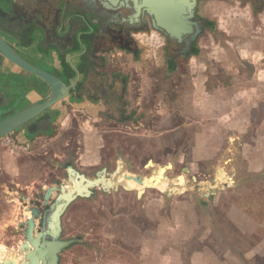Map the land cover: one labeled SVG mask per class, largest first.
Returning a JSON list of instances; mask_svg holds the SVG:
<instances>
[{"label": "rangeland", "instance_id": "374dc122", "mask_svg": "<svg viewBox=\"0 0 264 264\" xmlns=\"http://www.w3.org/2000/svg\"><path fill=\"white\" fill-rule=\"evenodd\" d=\"M263 5L240 0L219 7L220 11L208 6L207 14L214 18L212 27L198 44L195 57L180 60L175 73L168 75L154 48L158 46L155 39L147 46L140 44V58L133 62L123 58L125 70L113 67L112 73L127 81L124 89L120 85L117 91L121 105L114 104V109L121 108L123 101L135 106L132 101L141 99L139 107L126 111L127 116L141 115L134 116L132 125L108 123L104 119L107 113L115 120L126 117L117 115L112 107L99 113L101 119L93 125V112L79 108L77 113L74 104L66 100L56 106L62 112L49 132L27 138L16 132L0 139V259L13 253L23 240L18 225L30 214H24L27 209L22 198L28 208H41L46 189L66 179L67 163L92 178L103 168L111 175L122 158V166H127V161L131 170L120 168L121 173L111 178L133 192L122 187L111 195L97 191L93 200L73 204L63 218L64 237L83 236L89 248L71 249L62 256L61 264H158L160 256L173 255L166 245L174 235L164 229L168 226L187 228L177 238L187 239L180 247L184 264L193 252L201 250L209 264H264V169L242 162L234 165L235 152L224 149L226 135L215 126H208L211 133L205 128L206 98L193 96L194 80L199 90V82L207 78L205 88L206 83L219 85L225 78L232 84L235 78H239L236 82L250 79L255 68L264 69ZM249 41L253 43L249 45ZM223 49L233 53L232 65L222 61ZM146 52L156 58L142 59ZM156 94L164 99L157 111L159 117L156 105L161 97ZM7 105L11 113L29 103L22 100ZM1 114L0 121L4 119ZM209 121L219 126L217 121ZM192 123L196 124L189 126ZM138 124L143 125L141 132L134 128ZM202 126L207 147L194 155L191 146ZM159 169L165 170L162 179L154 177ZM181 177L186 182L183 189L173 186ZM227 179L232 181L228 187L220 186ZM210 187L219 188L206 197Z\"/></svg>", "mask_w": 264, "mask_h": 264}, {"label": "water", "instance_id": "95a60500", "mask_svg": "<svg viewBox=\"0 0 264 264\" xmlns=\"http://www.w3.org/2000/svg\"><path fill=\"white\" fill-rule=\"evenodd\" d=\"M0 1L1 5L5 7H8L10 2L13 3V0ZM44 2H46V7L38 14H27L26 18L29 17L30 23L27 29L21 31V34H27L26 52L35 53L38 59L49 61V68L39 67L31 56L24 55L21 50L11 45L0 35V57L14 67L18 73L25 74L22 79L15 75L16 78L10 80V75L0 70V79L5 81L1 88L4 89L7 86L11 90L20 89L27 87L30 82L39 85V89L33 93L39 99L34 101L30 95H27L21 101L28 102L29 106L17 112L7 111L8 114L7 112L3 114L4 119L0 121V139L16 132H23V137L27 138L24 132L32 127L35 121L43 115L55 111L56 106L62 102L66 100L68 102L72 98L77 83V80L73 81L74 74L76 75L78 72L74 65V59L80 58L76 55L77 49H83L85 44L91 47L93 43L114 41L115 37L120 36L123 30L119 23L105 19L98 14L97 10L100 7L103 8L99 0L97 3H93L90 8L95 12H91L86 7H76L72 12H66L65 3L61 1ZM147 6L156 17V21L152 22L156 31L161 32L164 36L179 35L178 31L183 27L182 22L167 20L168 14L174 13L175 10L171 11L155 4ZM107 10L113 12L115 7L107 8ZM175 13L178 14V10ZM207 24L209 27L212 25L210 21L204 23V25ZM201 33L202 30L185 43V56H189L186 51L190 45L197 41ZM195 55L196 53L192 55L191 59ZM46 89L49 90L48 93H45ZM56 110L60 115L59 109ZM120 160L121 162L111 175L114 176L119 167L123 172L127 168L131 170L127 161L125 162L127 166H122V158ZM64 170L66 179L46 189L41 196V208H28L26 200L22 198L24 208L27 209L24 214H30L29 219L18 225V229L22 231L23 240L17 249L12 251L13 253L9 252L7 256L0 259V264H61L62 256L71 249L78 246L89 248L83 236L64 237L63 218L70 207L78 201L93 200L97 191L111 195L118 193L122 187L126 192H133L131 189L116 184L112 180V176L107 175L105 168L96 172L92 178L79 172L71 162L64 166ZM142 179H138L137 182L141 184ZM229 182H232L231 179H227L226 184L220 186L227 188ZM219 187H210V192L205 196H211ZM142 193L139 194L142 195Z\"/></svg>", "mask_w": 264, "mask_h": 264}, {"label": "flooded vegetation", "instance_id": "af4514ba", "mask_svg": "<svg viewBox=\"0 0 264 264\" xmlns=\"http://www.w3.org/2000/svg\"><path fill=\"white\" fill-rule=\"evenodd\" d=\"M65 3L66 12H72L76 7H86L90 10L93 3H97V0H58ZM239 0H99L101 5L97 10L98 14L105 19L114 21L122 25L123 30L121 35L116 36L114 41L99 42L97 44H91V47L87 44L83 49L78 48L76 55L80 58L74 59V65L78 70L77 74H74L73 81L77 80L72 98L68 100L69 104L73 103V111L79 113V108L89 110L93 112L92 123L100 121V114L106 112L108 108L116 112L117 115L126 116L123 119L115 120L111 113L104 115V119L108 123L116 125H132V119L134 116H141L139 113L132 115L130 113L127 116L126 111L128 107H131L130 103L123 101L122 107L114 109L113 105H121V94H117V91L127 85L125 79H120L117 73H112V68L116 67L121 70H125V63L122 62L123 58L134 61L141 57L142 46H147L151 40H157V47H154L164 60L163 66L165 67L168 75L175 73L176 65L180 60H190L192 55L197 53L198 44L205 36L206 32L212 25H204L206 22L214 20L213 17L207 14L208 6H215L216 11H220L223 5L237 4ZM264 0H252L253 5L261 6ZM148 4H155L169 10H178V14L169 13L167 20L182 22L183 27L178 31V36H164L161 32L156 31L152 22L156 21V17L152 13V10L147 6ZM264 6V5H263ZM115 7V11H108L107 8ZM220 7V8H219ZM262 7V6H261ZM43 8L36 6L35 0H13L8 7L2 6L0 1V35L11 45L21 50L25 55V42L27 41V34H21L22 30L27 29L29 25V17L27 14H38ZM91 12H95L90 10ZM72 14V13H71ZM90 14V13H89ZM200 30L202 33L199 35L197 41L190 45L186 51L189 56L184 55L185 43L190 41L192 36L197 34ZM156 35V36H154ZM180 41L181 43H179ZM140 44L142 46H140ZM151 44V43H150ZM127 49V50H125ZM30 54L36 57L35 53ZM146 56L142 59H148L150 56L156 58L151 52H146ZM161 60V59H160ZM185 62V61H184ZM39 61L37 65L41 68H45ZM156 62H154V65ZM120 74V71H118ZM121 81V82H120ZM3 79H0V113L5 114L8 109V103H15L21 101L25 96L34 93L38 90L37 83L30 82L27 87L17 88L11 90L10 87L1 88L3 86ZM122 83V84H121ZM137 87V84H136ZM141 89V87H140ZM139 89V91H140ZM151 90V89H150ZM160 100L156 105L159 110L161 104H164V99L161 94H156ZM142 97V93L140 94ZM128 101V100H127ZM141 99L132 101L131 109L139 107ZM85 104V105H84ZM82 105L84 107H82ZM43 115L39 120L35 121L32 127L25 130V135L31 137L37 133H47L51 124L57 119V110ZM137 111V110H136ZM142 111V110H139ZM144 113V110L142 111ZM152 116V114L150 115ZM158 116V114H157ZM159 117V116H158ZM91 119V118H90ZM159 121V120H158ZM84 122V121H83ZM158 123V122H157ZM139 127H134L137 132H141L143 129L142 124H138ZM96 126V125H95ZM97 131L98 127H95ZM126 127V126H125ZM146 165L145 169H147ZM150 168V167H149ZM148 168V169H149ZM165 173V172H164ZM12 251V250H11Z\"/></svg>", "mask_w": 264, "mask_h": 264}, {"label": "crops", "instance_id": "0c3cea01", "mask_svg": "<svg viewBox=\"0 0 264 264\" xmlns=\"http://www.w3.org/2000/svg\"><path fill=\"white\" fill-rule=\"evenodd\" d=\"M44 1L49 0H35L36 6L41 8L46 7V2ZM248 43L250 45L253 41H249ZM25 55L31 56L35 63H39V61H41V64L44 65L45 68L50 67L49 61L40 60L29 53H26ZM232 55L233 53L229 49H223L221 51V57L224 63L232 65L234 63ZM0 70L5 74L10 75V80H14L16 78L15 75L21 79L25 77V74L22 75L21 73H18L17 70L5 62L2 57H0ZM235 70L241 71L242 69L241 67H236ZM255 71L256 73H253V78H243V80L239 82H236L239 78H235L233 80V84L232 82L228 83L225 78V80H223V82L219 85H209L206 83L205 88V82L208 78L206 80H201L199 82V90L197 87L198 84H196V80H194L193 96L195 97L200 94L206 98L204 119L207 121L205 128L208 133H211L208 126H215L221 133L226 135L227 140L226 143H224V149L235 152V155L232 158L234 159V165L238 162H242L246 163L248 167H260L261 169H264V69L255 68ZM211 87L216 88L211 89ZM46 91L47 92L45 93L49 92L48 89H46ZM30 96L34 101L39 99L36 94L34 95L31 93ZM61 112L62 111H60V113ZM215 112H219V114H215ZM210 119L217 121L219 126L211 123L209 121ZM195 124L196 123H192L189 124V126H193ZM199 124H201V122ZM202 128V131H200L198 135L196 134L197 136L194 140V145L191 146V150L194 155L199 154L197 150L207 147L204 144V140H202V135L205 133V131H203L204 126H202ZM177 132L179 131H173L172 133L176 134ZM207 149L211 150L212 147H208ZM231 156H233V154L230 155V157ZM248 170L253 173L252 169L248 168ZM236 172L239 173L238 171ZM253 224L254 226H257L255 223ZM167 228L174 234L172 238H168L169 241L166 244L171 248L173 255L170 253L166 256H160L159 259H157V263L184 264L185 257L183 252L180 250V247L185 246L187 239L180 241L177 240V238L185 232L187 228L180 226L172 228L168 226L164 229L167 230ZM188 261L189 262L187 264H209L210 259L207 254L201 250L199 252H193L189 256Z\"/></svg>", "mask_w": 264, "mask_h": 264}, {"label": "bare ground", "instance_id": "6f19581e", "mask_svg": "<svg viewBox=\"0 0 264 264\" xmlns=\"http://www.w3.org/2000/svg\"><path fill=\"white\" fill-rule=\"evenodd\" d=\"M120 170V167L118 168V172ZM118 172L114 175L116 176L118 174ZM165 170L163 169H159L155 174H154V177L156 179H162L163 178V174H164ZM185 184L184 182V179L183 178H178L175 182V185L174 186H177V187H183V185Z\"/></svg>", "mask_w": 264, "mask_h": 264}, {"label": "built area", "instance_id": "2783aa9c", "mask_svg": "<svg viewBox=\"0 0 264 264\" xmlns=\"http://www.w3.org/2000/svg\"><path fill=\"white\" fill-rule=\"evenodd\" d=\"M7 142L8 145L12 143V145L15 146V143L12 140H7ZM22 146H24L26 149L30 148V145L28 143H22Z\"/></svg>", "mask_w": 264, "mask_h": 264}]
</instances>
